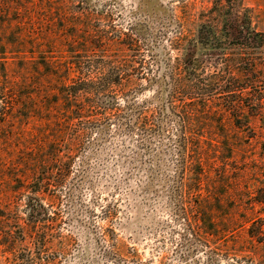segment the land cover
<instances>
[{
    "label": "rangeland",
    "instance_id": "rangeland-1",
    "mask_svg": "<svg viewBox=\"0 0 264 264\" xmlns=\"http://www.w3.org/2000/svg\"><path fill=\"white\" fill-rule=\"evenodd\" d=\"M228 12L246 14L251 27L264 33V0H0V210L20 220L10 228L0 220V264H27L21 260L25 247L14 244L11 229L24 226L30 188L46 161V146L59 131L49 116L50 102L70 82L56 70L67 51L97 47L95 58L116 61L118 55H130L128 48L140 49L141 60L153 71L158 59L160 77L165 51L178 61L181 53L175 48L190 46L202 25L220 40ZM150 50L159 56L151 58ZM241 52L231 46L224 57ZM159 90L154 84L139 97L152 99ZM247 105L245 110L257 109ZM202 117L208 139L196 201L218 222L220 233L212 243L198 242L209 244L213 253L184 240L186 230L154 187L158 174H129L132 141L114 131L102 136L94 131L71 174L51 177L54 185L66 178L55 189L58 198L36 194L55 222L54 246L45 247L36 264H264L262 247L246 235L247 221L258 209L251 198L264 185L262 121L237 130L227 116H220L221 125ZM105 210L112 216L106 218ZM116 256L122 261L117 263Z\"/></svg>",
    "mask_w": 264,
    "mask_h": 264
},
{
    "label": "trees",
    "instance_id": "trees-1",
    "mask_svg": "<svg viewBox=\"0 0 264 264\" xmlns=\"http://www.w3.org/2000/svg\"><path fill=\"white\" fill-rule=\"evenodd\" d=\"M225 17L220 40L211 38L210 26L202 25L190 46L175 48L181 53L178 61L172 62L169 51H165V73L160 77L158 71L162 66L158 59L153 71L150 63L141 60L140 49L128 48L130 55H118L116 61L95 58L96 52H100L97 47L67 51L69 55L56 70L70 82L61 85L50 102L49 116L59 131L46 146V161L30 188L24 226L19 224L11 229L14 244L20 242L25 247L23 262L36 264V260L42 259L44 248L54 246L55 222L40 196L58 198L55 189L66 178L56 179L54 185L51 177L71 174L76 157L86 148L94 131L99 136L103 132L112 135L114 131L132 141L129 174L133 170L158 174L155 178L158 187H154L162 190L171 217L186 230L184 240L195 248L214 252L209 244L201 247L198 242L199 238H206L212 243L220 233L218 222L201 210L196 201L202 193L203 145L208 139L199 119L206 115V121L221 125L220 116H227L237 130L249 129L251 121L258 119L264 127V33L251 27L246 14L239 17L228 12ZM231 46L243 53L224 57V51ZM202 48L205 52L200 51ZM148 53L151 58L159 56L151 50ZM222 61L226 66L222 67ZM144 72L153 76L144 77ZM143 79L144 85L139 83ZM154 84L160 89L158 96L139 97L143 88ZM247 104L257 109L245 110ZM217 130L221 133L222 126ZM261 149L264 151V141ZM251 200L252 207L258 209L256 216L252 212L253 218L247 221L246 235L262 247L264 262V185ZM110 214L107 210L103 212L106 218ZM0 220L9 228L12 222L20 221L1 210ZM59 249L66 254L67 249ZM121 258L115 257L117 263Z\"/></svg>",
    "mask_w": 264,
    "mask_h": 264
}]
</instances>
